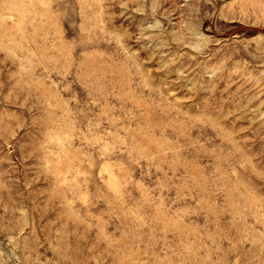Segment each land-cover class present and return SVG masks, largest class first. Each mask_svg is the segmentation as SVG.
<instances>
[{"label":"rangeland","instance_id":"obj_1","mask_svg":"<svg viewBox=\"0 0 264 264\" xmlns=\"http://www.w3.org/2000/svg\"><path fill=\"white\" fill-rule=\"evenodd\" d=\"M0 264H264V0H0Z\"/></svg>","mask_w":264,"mask_h":264}]
</instances>
